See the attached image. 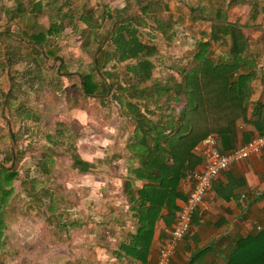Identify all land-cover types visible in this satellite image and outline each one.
Instances as JSON below:
<instances>
[{
    "label": "rangeland",
    "instance_id": "374dc122",
    "mask_svg": "<svg viewBox=\"0 0 264 264\" xmlns=\"http://www.w3.org/2000/svg\"><path fill=\"white\" fill-rule=\"evenodd\" d=\"M88 15L97 19L92 29L81 17ZM133 16L140 40L156 47L152 78L179 79L200 46L212 56L227 50L229 35L208 39L215 18L247 38L253 82L263 75L264 0H0V168L16 172L0 187V264H104L105 250L130 227L131 126L119 99L137 84L128 69L136 60L116 61L108 39L114 18ZM49 27L42 44L27 38ZM85 74L97 86L92 94Z\"/></svg>",
    "mask_w": 264,
    "mask_h": 264
},
{
    "label": "trees",
    "instance_id": "16d2710c",
    "mask_svg": "<svg viewBox=\"0 0 264 264\" xmlns=\"http://www.w3.org/2000/svg\"><path fill=\"white\" fill-rule=\"evenodd\" d=\"M151 4L140 5L139 11L149 10ZM38 5L32 3L31 9ZM81 17L89 29L94 27L92 21H97L90 15ZM136 22L137 16L114 18L108 41L114 45L117 55L112 57H116V61L136 60L128 69L137 79V84H129L127 100L119 99V108L130 120L132 131L131 139L125 144L129 152L125 189L132 225L122 231L124 236H118L117 252L144 260L163 208L173 209L177 214L179 207L175 199H185L177 190V184L181 177L193 171L192 148L209 133L231 136L236 120L245 118L251 83L256 77V59L247 55V38L241 39L235 31L238 27L225 19L215 18L208 39L216 42L219 35H229L227 50L212 56L205 46H200L190 62L176 72L179 79L172 76L164 80L152 78L149 56L156 52V47L140 40ZM53 30L54 27H49L46 32H30L27 38L34 44H42L45 33ZM92 41L87 38L85 44ZM29 46L41 54L34 45ZM81 79L84 91L92 94L97 88L92 76L85 74ZM146 81L150 84H140ZM102 84L100 93L105 95L108 87L104 86L105 82ZM123 87L126 86L121 85L120 89L126 90ZM124 107L129 112L123 110ZM80 161L74 156L75 163ZM0 170V187H3L16 172L4 167ZM3 201L0 200V209ZM2 222L0 216V228ZM225 264H264V231L234 238Z\"/></svg>",
    "mask_w": 264,
    "mask_h": 264
},
{
    "label": "crops",
    "instance_id": "0c3cea01",
    "mask_svg": "<svg viewBox=\"0 0 264 264\" xmlns=\"http://www.w3.org/2000/svg\"><path fill=\"white\" fill-rule=\"evenodd\" d=\"M261 73L263 75L259 81L251 83L252 91L245 118L236 120L231 136L218 135V145L223 152L264 132V72ZM131 135L132 131L126 143ZM200 144L201 140L191 150L194 154L193 170L201 164L198 153ZM183 178L179 179L177 190L185 195ZM182 201L181 197H177L175 205L180 207ZM175 217V210L163 208L144 260L119 254L118 239L110 251L105 250L107 255L110 252L111 257L104 260V264H156L159 244L168 235ZM255 231H264V149L234 163L215 178L193 215L188 233L178 243L170 264H225L232 240ZM124 234L121 232L120 236Z\"/></svg>",
    "mask_w": 264,
    "mask_h": 264
},
{
    "label": "built area",
    "instance_id": "2783aa9c",
    "mask_svg": "<svg viewBox=\"0 0 264 264\" xmlns=\"http://www.w3.org/2000/svg\"><path fill=\"white\" fill-rule=\"evenodd\" d=\"M264 149V132L257 133L248 141L223 152L218 145V135L207 134L198 147L200 167L185 174L183 184L185 199L180 204L173 225L159 244L156 264H170L178 243L188 233L193 215L202 204L215 178L234 163Z\"/></svg>",
    "mask_w": 264,
    "mask_h": 264
}]
</instances>
